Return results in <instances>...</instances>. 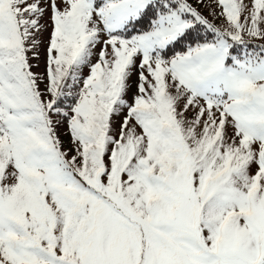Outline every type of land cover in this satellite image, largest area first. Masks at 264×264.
Returning a JSON list of instances; mask_svg holds the SVG:
<instances>
[{
    "label": "snow or ice",
    "instance_id": "obj_1",
    "mask_svg": "<svg viewBox=\"0 0 264 264\" xmlns=\"http://www.w3.org/2000/svg\"><path fill=\"white\" fill-rule=\"evenodd\" d=\"M0 264H264V0H0Z\"/></svg>",
    "mask_w": 264,
    "mask_h": 264
},
{
    "label": "rangeland",
    "instance_id": "obj_2",
    "mask_svg": "<svg viewBox=\"0 0 264 264\" xmlns=\"http://www.w3.org/2000/svg\"><path fill=\"white\" fill-rule=\"evenodd\" d=\"M205 14H207V13H205Z\"/></svg>",
    "mask_w": 264,
    "mask_h": 264
}]
</instances>
